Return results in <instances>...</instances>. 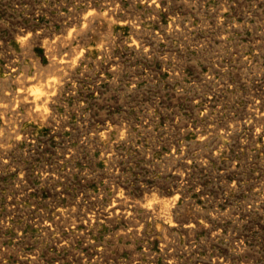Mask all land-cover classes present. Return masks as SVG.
<instances>
[{
	"label": "rangeland",
	"instance_id": "1",
	"mask_svg": "<svg viewBox=\"0 0 264 264\" xmlns=\"http://www.w3.org/2000/svg\"><path fill=\"white\" fill-rule=\"evenodd\" d=\"M0 147V264H264V0H0Z\"/></svg>",
	"mask_w": 264,
	"mask_h": 264
},
{
	"label": "bare ground",
	"instance_id": "2",
	"mask_svg": "<svg viewBox=\"0 0 264 264\" xmlns=\"http://www.w3.org/2000/svg\"><path fill=\"white\" fill-rule=\"evenodd\" d=\"M29 1V0H28ZM17 2V1H16ZM51 2V1H50ZM88 2V1H87ZM151 2V1H150ZM258 2V1H257ZM261 2V1H260ZM103 3V2H102ZM62 4V3H61ZM239 5V4H238ZM21 7V6H20ZM37 8V7H36ZM90 10V9H89ZM86 12V11H85ZM50 13V12H49ZM87 13H88V11H87ZM106 13V12H105ZM84 14V13H83ZM107 14V13H106ZM106 14H105V16H106ZM110 14V13H109ZM29 16V15H28ZM77 17V16H76ZM88 17V16H87ZM104 17V16H103ZM83 18V17H82ZM11 19V18H10ZM87 19V18H86ZM142 20V19H141ZM81 21V20H80ZM18 22V21H17ZM70 22H72V20H70ZM74 22V21H73ZM82 22V21H81ZM84 22V21H83ZM108 23V22H107ZM111 23V22H110ZM234 24V23H233ZM110 25V24H109ZM84 26V28H85V25H83ZM94 26V25H93ZM92 26V27H93ZM111 27V26H110ZM82 29V28H81ZM91 29V28H90ZM141 29V28H140ZM83 30V29H82ZM109 30H110V28H109ZM81 31V30H80ZM157 31V30H156ZM30 32V31H29ZM85 32V31H84ZM27 33H28V31H27ZM19 34V33H18ZM30 34V33H29ZM160 35V34H159ZM32 37V36H31ZM156 37V36H155ZM90 38V37H89ZM57 39V38H56ZM63 39V38H62ZM74 39V38H73ZM205 39V38H204ZM209 39V38H208ZM2 40V39H1ZM135 40V39H134ZM155 40V39H154ZM7 41V40H6ZM66 41V40H65ZM89 41V40H88ZM142 41V40H141ZM261 41V40H260ZM127 42V41H126ZM146 42V41H145ZM155 42V41H154ZM47 43V42H46ZM259 43H261V42H259ZM137 45V44H136ZM27 47V46H26ZM72 47V46H71ZM101 47V46H100ZM46 50V49H45ZM75 51V50H74ZM102 51V50H101ZM46 52V51H45ZM50 52V51H49ZM231 52V51H230ZM53 53V52H52ZM74 54V53H73ZM146 54V53H145ZM155 54V53H154ZM224 54V53H223ZM50 55V54H49ZM53 57V56H52ZM11 59V58H10ZM72 59V58H71ZM82 60V59H81ZM72 61V60H71ZM35 62V61H34ZM60 63V62H59ZM59 63H58V65H59ZM94 63V62H93ZM134 63V62H133ZM236 64V63H235ZM37 65V64H36ZM53 65V64H52ZM67 65V64H66ZM86 65V64H85ZM112 65V64H111ZM120 65V64H119ZM144 66V65H143ZM87 67V66H86ZM226 67V66H225ZM23 68V67H22ZM27 68V67H26ZM194 68V67H193ZM236 69V68H235ZM147 70V69H146ZM223 71V70H222ZM228 71V70H227ZM241 71V70H240ZM118 73H120V72H118ZM241 73H242V71H241ZM142 74V73H141ZM147 74V73H146ZM21 75V74H20ZM68 75V74H67ZM133 75V74H132ZM240 75V74H239ZM28 76V75H27ZM57 76V75H56ZM225 76V75H224ZM60 78V77H59ZM138 78V77H137ZM9 80V79H8ZM134 80V79H133ZM224 80V79H223ZM226 80V79H225ZM234 80V79H233ZM49 82V81H48ZM126 82V81H125ZM131 82V81H130ZM135 82V81H134ZM4 83H6V82H4ZM47 83V82H46ZM60 84H61V82H60ZM232 85V84H231ZM20 86H21V84H20ZM26 86V85H25ZM82 86V85H81ZM229 86V85H228ZM40 87V86H39ZM33 88V87H32ZM134 88V87H133ZM64 89V88H63ZM13 90V89H12ZM18 90V89H17ZM127 90V89H126ZM16 91V90H15ZM44 91V90H43ZM46 91V90H45ZM175 91V90H174ZM254 91V90H253ZM19 92V91H18ZM39 92V91H38ZM130 92V91H129ZM261 92V91H260ZM263 92V91H262ZM40 93V92H39ZM127 93V92H126ZM171 93V92H170ZM18 94V93H17ZM42 94V93H41ZM263 94V93H262ZM164 95V94H163ZM40 96V95H39ZM182 96V95H181ZM208 96V95H207ZM258 96V95H257ZM173 97H174V95H173ZM193 98V97H192ZM9 99V98H8ZM39 100V99H38ZM40 101V100H39ZM51 101V100H50ZM163 101V100H162ZM175 101V100H174ZM35 102H37V101H35ZM59 102V101H58ZM23 103H24V101H23ZM249 103V102H248ZM8 104H10V103H8ZM7 104V105H8ZM11 104L13 105V103L11 102ZM33 104V103H32ZM44 104V103H43ZM206 104V103H205ZM148 105V104H147ZM261 105V104H260ZM207 106V105H206ZM252 106V105H251ZM7 107V106H6ZM261 107H263L262 105H261ZM35 108V107H34ZM56 108V107H55ZM166 108V107H165ZM150 109V108H149ZM168 111V110H167ZM175 111V110H174ZM241 111V110H240ZM161 112V111H160ZM250 112V111H249ZM36 113V112H35ZM171 113V112H170ZM242 113V112H241ZM263 113V112H262ZM164 114V113H163ZM250 114V113H249ZM48 115V114H47ZM165 115V114H164ZM28 116V115H27ZM130 116V115H129ZM171 116V115H170ZM57 117V116H56ZM158 117V116H157ZM172 117V116H171ZM59 118V117H58ZM173 118V117H172ZM100 120V119H99ZM89 121V120H88ZM185 121V120H184ZM187 122V121H186ZM233 122V121H232ZM263 122V121H262ZM56 123V122H55ZM59 123V122H58ZM126 123V122H125ZM185 123V122H184ZM63 124V123H62ZM188 124V123H187ZM235 124V123H234ZM233 124V125H234ZM168 125V124H167ZM205 125V124H204ZM209 125V124H208ZM214 126V125H213ZM229 126V125H228ZM258 126V125H257ZM256 126V127H257ZM210 127V126H209ZM80 130V129H79ZM81 130H83V129H81ZM199 130H201V129H199ZM212 130V129H211ZM223 130H224V128H223ZM227 130V129H226ZM78 131V130H77ZM96 131V130H95ZM198 131V130H197ZM222 131V130H221ZM85 132V131H84ZM131 133V132H130ZM188 133V132H187ZM227 133V132H226ZM217 134V133H216ZM186 135V134H185ZM65 136V135H64ZM231 136V135H230ZM67 138V137H66ZM125 139V138H124ZM213 140V139H212ZM32 141H33V139H32ZM249 141V140H248ZM86 142H88V141H86ZM155 142V141H154ZM187 142V141H186ZM128 143V142H127ZM139 143V142H138ZM205 143V142H204ZM137 144V143H136ZM149 144V143H148ZM167 144V143H166ZM200 144V143H199ZM228 144V143H227ZM63 145V144H62ZM81 145V144H80ZM245 145V144H244ZM46 146V145H45ZM104 146V145H103ZM111 146V145H110ZM223 146V145H222ZM96 147V146H95ZM109 147V146H108ZM1 148V147H0ZM155 148V147H154ZM104 149V148H103ZM264 149V148H263ZM139 150V149H138ZM81 151V150H80ZM107 151V150H106ZM151 151V150H150ZM42 152V151H41ZM118 152V151H117ZM174 152V151H173ZM94 153V152H93ZM150 153H152V152H150ZM187 153V152H186ZM63 154V153H62ZM181 154V153H180ZM70 155V154H69ZM108 155H110V154H108ZM71 156V155H70ZM69 156V157H70ZM30 157V156H29ZM59 157V156H58ZM217 157V156H216ZM126 159V158H125ZM138 159V158H137ZM61 160V159H60ZM63 160V159H62ZM188 160V159H187ZM18 161H19V159H18ZM3 162V161H2ZM61 162V161H60ZM187 162V161H186ZM7 163V162H6ZM185 163V162H184ZM189 164V163H188ZM218 164V163H217ZM184 165V164H183ZM6 167V166H5ZM72 169V168H71ZM112 169V168H111ZM68 170V169H67ZM73 170V169H72ZM192 170V169H191ZM121 171V170H120ZM250 171V170H249ZM186 176V175H185ZM226 176V175H225ZM29 177V176H28ZM184 177V176H183ZM246 177V176H245ZM225 178V177H224ZM79 179V178H78ZM217 179V178H216ZM224 180V179H223ZM259 181V180H258ZM105 182V181H104ZM224 182H226V181H224ZM166 183V182H165ZM21 184V183H20ZM111 184V183H110ZM155 184V183H154ZM163 184H164V182H163ZM162 184V185H163ZM42 186V185H41ZM167 186V185H166ZM139 187V186H138ZM80 188V187H79ZM166 188V187H165ZM255 188V187H254ZM256 189V188H255ZM97 190V189H96ZM256 191V190H255ZM21 192V191H20ZM78 192V191H77ZM165 193V192H164ZM105 194V193H104ZM147 194V193H146ZM175 194V193H174ZM253 194V193H252ZM119 195V194H118ZM178 195V194H177ZM115 196V195H114ZM121 197V196H120ZM127 197V196H126ZM171 197V196H170ZM81 198V197H80ZM146 198V197H145ZM175 198V197H174ZM173 198V199H174ZM63 199V198H62ZM117 199V198H116ZM152 199V198H151ZM165 199V198H164ZM251 199V198H250ZM29 200V199H28ZM140 200V199H139ZM62 201V200H61ZM114 201V200H113ZM115 201H118V199L117 200H115ZM120 201H121V199H120ZM120 201H118L117 203L115 202L114 204H113V206H112V211L110 212V214H116V213H118V212H120V211H122V210H124L123 209V202H120ZM137 202V201H136ZM79 204V203H78ZM108 204V203H107ZM149 204V203H148ZM163 206H165V205H163ZM237 206V205H236ZM68 207V206H67ZM141 207V206H140ZM22 208V207H21ZM262 208V207H261ZM127 209V208H126ZM255 209V208H254ZM145 210L147 211V212H153L154 210H155V207L154 206H149V205H146L145 206ZM161 210V209H160ZM174 210V209H173ZM108 211V210H107ZM126 211V210H125ZM134 211V210H133ZM262 211V210H261ZM58 212V211H57ZM106 212V211H105ZM109 212V211H108ZM161 212V211H160ZM245 212V211H244ZM28 213V212H27ZM94 213H95V211H94ZM100 213V212H99ZM122 213V212H121ZM128 213V212H127ZM59 214V213H58ZM89 214V213H88ZM96 214H98V213H96ZM137 214V213H136ZM145 214V213H144ZM147 214V213H146ZM145 214V215H146ZM149 214V213H148ZM154 215H155V213H153ZM169 214V213H168ZM239 214V213H238ZM245 214V213H244ZM86 215V214H85ZM101 215V214H100ZM151 215V214H150ZM263 215V214H262ZM95 215H93V217H94ZM108 216V215H107ZM110 216V215H109ZM113 216V215H112ZM112 216H110V217H112ZM133 216H135V215H133ZM147 216V215H146ZM158 216V215H157ZM164 216H165V214H164ZM205 216V215H204ZM60 217V216H59ZM62 217V216H61ZM92 217V218H93ZM96 217V216H95ZM106 217V216H105ZM148 217V216H147ZM151 217V216H150ZM68 218V217H67ZM87 218H88V216H87ZM86 218V219H87ZM109 218V217H108ZM17 219V218H16ZM63 219V218H62ZM85 219V218H84ZM107 219V218H106ZM112 219V218H111ZM113 219H115V218H113ZM142 219H143V217H142ZM150 219V218H149ZM159 219V218H158ZM161 219V218H160ZM162 219H163V217H162ZM60 220V219H59ZM58 220V221H59ZM81 220V219H80ZM93 220V219H92ZM156 220V219H155ZM171 220H172V218H171ZM208 220V219H207ZM55 221V220H54ZM63 221V220H62ZM90 221V220H89ZM116 221V220H115ZM131 221V220H130ZM133 221H135L134 219H133ZM47 222V221H46ZM66 222V221H65ZM92 222V221H91ZM132 222V221H131ZM177 222V221H176ZM35 223V222H34ZM78 223V222H77ZM172 223V222H171ZM181 223V222H180ZM190 223V222H189ZM195 223V222H194ZM210 223V222H209ZM243 223V222H242ZM261 223V222H260ZM47 224V223H46ZM59 224H60V222H59ZM62 224V223H61ZM114 224V223H113ZM142 224V223H141ZM201 224V223H200ZM47 225H50V224H47ZM46 225V226H47ZM93 225V224H92ZM129 225V224H128ZM170 225V224H169ZM185 225V224H184ZM171 226V225H170ZM192 226H193V223H190V224H186L185 225V228L186 229H189V230H191L192 229ZM201 226V225H200ZM251 226V225H250ZM18 227V226H17ZM57 227V226H56ZM140 227V226H139ZM209 227V226H208ZM6 228V227H5ZM135 228V227H134ZM166 228V227H165ZM184 228V229H185ZM194 228V227H193ZM200 228V227H199ZM224 228V227H223ZM18 229V228H17ZM52 229V228H51ZM70 229V228H69ZM182 229H183V226H182ZM169 229H167V231H168ZM126 231V230H125ZM186 231V230H185ZM193 231H194V229H193ZM130 232V231H129ZM71 233V232H70ZM69 233V234H70ZM179 233V232H178ZM217 233V232H216ZM1 234V233H0ZM134 234V233H133ZM140 234V233H139ZM249 234V233H248ZM130 235V234H129ZM135 235V234H134ZM47 236V235H46ZM124 236V235H123ZM137 236V235H136ZM155 236V235H154ZM168 236V235H167ZM82 237V236H81ZM112 237V236H111ZM77 238V237H76ZM244 238V237H243ZM187 239H189V238H187ZM211 239V238H210ZM64 240V239H63ZM167 240V239H166ZM243 240V239H242ZM148 241V240H147ZM202 241V240H201ZM233 241V240H232ZM2 242V241H1ZM125 242V241H124ZM211 242V241H210ZM236 242V241H235ZM177 243V242H176ZM241 244V243H240ZM207 246V245H206ZM233 246H234V244H233ZM101 247V246H100ZM242 247V246H241ZM255 247V246H254ZM92 248V247H91ZM99 248V247H98ZM149 249V248H148ZM238 249V248H237ZM6 250V249H5ZM99 250H101V249H99ZM111 250V249H110ZM117 250V249H116ZM170 250V249H169ZM235 250V249H234ZM94 251V250H93ZM151 251V250H150ZM211 251V250H210ZM92 252V251H91ZM154 252V251H153ZM232 252V251H231ZM99 253V252H98ZM109 253V252H108ZM135 253V252H134ZM173 253V252H172ZM225 253V252H224ZM13 254H14V252H13ZM33 254V253H32ZM196 254V253H195ZM256 254V253H255ZM139 255V254H138ZM156 255V254H155ZM171 255V254H170ZM27 256V255H26ZM77 256V255H76ZM18 257V256H17ZM229 257V256H228ZM236 257H237V255H236ZM24 258V257H23ZM133 258V257H132ZM157 258V257H156ZM214 258V257H213ZM139 259V258H138ZM172 259V258H171ZM203 259V258H202ZM132 260V259H131ZM217 260V259H216ZM250 260V259H249ZM20 261V260H19ZM35 262V261H34ZM113 262V261H112ZM171 262V261H170ZM173 262H175V261H173ZM207 262V261H206ZM212 262V261H211ZM217 262V261H216ZM58 263V262H57ZM42 264V263H41ZM114 264V263H113ZM122 264V263H121ZM136 264H137V262H136ZM211 264V263H210ZM213 264V263H212ZM261 264V263H260Z\"/></svg>",
	"mask_w": 264,
	"mask_h": 264
}]
</instances>
